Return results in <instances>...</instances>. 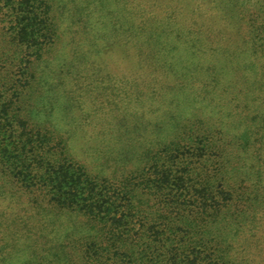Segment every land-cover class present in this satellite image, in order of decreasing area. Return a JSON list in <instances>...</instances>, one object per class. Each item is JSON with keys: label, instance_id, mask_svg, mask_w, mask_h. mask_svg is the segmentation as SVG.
Masks as SVG:
<instances>
[{"label": "trees", "instance_id": "trees-1", "mask_svg": "<svg viewBox=\"0 0 264 264\" xmlns=\"http://www.w3.org/2000/svg\"><path fill=\"white\" fill-rule=\"evenodd\" d=\"M235 1L0 0V264H264V7Z\"/></svg>", "mask_w": 264, "mask_h": 264}, {"label": "rangeland", "instance_id": "rangeland-1", "mask_svg": "<svg viewBox=\"0 0 264 264\" xmlns=\"http://www.w3.org/2000/svg\"><path fill=\"white\" fill-rule=\"evenodd\" d=\"M260 5L256 6V8H258L259 6H263L264 7V0H260ZM244 5H245V2L243 0H240L239 2L235 1L233 3V6L236 10H241L243 11L244 10ZM261 20H263V18H261ZM260 22V21H259Z\"/></svg>", "mask_w": 264, "mask_h": 264}]
</instances>
